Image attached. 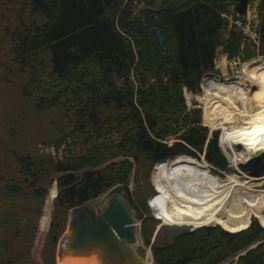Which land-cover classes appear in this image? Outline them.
Instances as JSON below:
<instances>
[{
    "label": "trees",
    "instance_id": "trees-1",
    "mask_svg": "<svg viewBox=\"0 0 264 264\" xmlns=\"http://www.w3.org/2000/svg\"><path fill=\"white\" fill-rule=\"evenodd\" d=\"M26 1L30 19L19 9L17 23L4 27L13 61L27 72L22 95L35 98L38 111L66 105L76 120L55 144L56 149L66 144L62 157L39 151L16 154L22 184L3 182L9 196L24 189L30 204L40 209L47 193L40 180L61 174L48 235L53 242L63 233L70 209L109 189L125 190L124 197L133 205L127 187L133 171L150 169L177 154L198 157L203 152L210 164L226 169L217 133L206 144L209 131L201 123V111L188 110L183 93L200 90L203 74L214 69L219 47L229 58L240 54L242 32L233 29L225 37L228 17L241 19L233 9L235 0ZM257 10L256 33L264 48V1ZM155 27L162 31L163 45ZM242 50V60L253 56L247 44ZM206 88L204 80L197 99ZM77 144L79 150L71 151ZM118 157L124 159L114 161ZM167 163L171 168L176 163L198 165L200 160L179 157ZM12 207L20 214L18 200ZM246 211L244 204L237 213L232 206L224 211L215 225L229 232L219 226L187 228L169 243L155 241V264H223L253 245L227 264H264V229L253 222L237 232L251 221V214L243 215ZM28 215L37 223L40 211L26 212L25 224ZM146 223L142 233L148 244ZM14 263L36 264L28 254L0 261Z\"/></svg>",
    "mask_w": 264,
    "mask_h": 264
},
{
    "label": "rangeland",
    "instance_id": "rangeland-1",
    "mask_svg": "<svg viewBox=\"0 0 264 264\" xmlns=\"http://www.w3.org/2000/svg\"><path fill=\"white\" fill-rule=\"evenodd\" d=\"M261 1L264 0H249L246 16L241 17L237 21H234L232 16L228 17L229 28L225 33V37H228L229 32L233 29L242 32L243 42L240 54L229 58L224 49L219 47L216 50L214 69L208 71V73L220 76L227 75L229 77H234L238 74L241 63L244 62L242 60V48L244 44L248 45L254 57L264 56V48L260 46L256 33L258 24L257 6ZM19 9L23 10L24 19L29 20L31 7L26 0H0V261L5 259L15 261L22 254H25V258L28 254L29 259L36 264H57L58 260L60 261L59 247L61 239L70 217V212H68L64 231L58 236L57 241L53 242L52 238L48 236L50 230L48 225L49 220L51 221L52 219L51 216L54 210L53 199L59 191L57 178L61 174H52L48 178L43 177L40 180V184L47 188V193L43 198V204L40 209L37 205L30 204L29 199L26 197L28 192L24 189L17 195L13 194L9 196L5 191V183L3 182L12 179L14 183L22 184L23 179L18 176L19 168L15 161L16 154L39 151L40 153H51L55 157H62L63 151L66 150V144H62L58 149L55 148V144L63 137L64 133H67L73 127L76 120L73 113L74 110L66 105L38 111L35 108V98L25 99L22 95L21 87L23 82L26 81L27 72L25 71L24 75L20 71V66L13 61L10 51L12 46L4 32V27L7 24L11 26L14 22L17 23V16H20L18 13ZM211 77L205 76L207 84L209 83L210 88H213L216 85V77ZM201 90L193 93L184 89L186 94L184 95V92L183 97L185 98L188 110L200 109L202 123V108L199 99H197L201 94ZM208 131V135L211 137L214 133H217L219 144L221 131L214 130L211 135L209 128ZM173 141V138H171L168 142L173 143ZM78 146L80 145L77 144L72 147L71 151L79 150L76 148ZM123 159L124 157H118L114 161H121ZM225 159L227 167L224 170L212 165L214 172L222 178L233 172V166L230 165L226 157ZM129 160L132 161V159ZM161 167L162 165L159 163L155 168L153 166L150 169L145 167L137 173L133 171L127 185L133 205H130L124 197L136 224V240L139 245V251L141 254H145L146 260L149 261L152 260V250L150 248L152 249L155 241H158L159 244L169 243L177 233L188 228L180 227V225L178 227L161 226L158 230L159 225L157 224L160 212L161 214L163 212L167 220L173 218L171 214V186L179 174L180 164L177 167L173 166L170 168V165L167 163L164 172L159 174L158 172ZM153 184L156 186L155 189L159 191L162 201L158 191L156 195ZM52 186H55L56 192ZM262 187L264 188V185ZM113 192L115 190L104 193L88 202V207L93 214L97 215L99 213ZM120 192L123 196H126L125 190L122 189ZM148 197L153 198V200L147 204L146 200ZM13 199L19 201L20 214L13 212ZM240 200L233 201L232 208L235 213H237L242 203L246 206L245 202L242 199ZM30 211L33 213L40 211V216L36 223L34 217L28 215V223L25 224L23 215ZM223 214L224 211L216 220H219ZM167 220L164 219L169 224ZM144 221H147L146 232L150 236L148 244H146L142 233ZM188 229L191 230L193 227ZM159 232L163 235L157 238Z\"/></svg>",
    "mask_w": 264,
    "mask_h": 264
},
{
    "label": "bare ground",
    "instance_id": "bare-ground-1",
    "mask_svg": "<svg viewBox=\"0 0 264 264\" xmlns=\"http://www.w3.org/2000/svg\"><path fill=\"white\" fill-rule=\"evenodd\" d=\"M205 76L217 78L213 88L207 84ZM205 76L202 84L205 80L207 88L199 97L202 124L209 128L210 134L214 130L221 131L219 145L233 166V172L224 178L215 174L204 154L200 159L180 154L160 163L162 167L158 173L162 174L172 159L189 157L200 160L198 165H173L180 164L179 174L171 186L173 218L167 220L160 212L161 219L157 225L160 228L177 224L193 227L192 230L220 226L215 225L220 214L232 206L233 201L242 199L247 207L243 215L251 214L250 223L257 220L264 228L261 223H264V56L242 62L234 77L212 73ZM153 186L156 187L155 184ZM146 263L153 264V257Z\"/></svg>",
    "mask_w": 264,
    "mask_h": 264
},
{
    "label": "water",
    "instance_id": "water-1",
    "mask_svg": "<svg viewBox=\"0 0 264 264\" xmlns=\"http://www.w3.org/2000/svg\"><path fill=\"white\" fill-rule=\"evenodd\" d=\"M236 1L235 10L246 16L248 0ZM154 33L163 45L161 29L155 27ZM136 231L133 214L120 192L112 193L97 215L87 204L76 206L61 239L57 264H147L139 251Z\"/></svg>",
    "mask_w": 264,
    "mask_h": 264
},
{
    "label": "flooded vegetation",
    "instance_id": "flooded-vegetation-1",
    "mask_svg": "<svg viewBox=\"0 0 264 264\" xmlns=\"http://www.w3.org/2000/svg\"><path fill=\"white\" fill-rule=\"evenodd\" d=\"M248 2H249V0H248ZM236 3V2H235Z\"/></svg>",
    "mask_w": 264,
    "mask_h": 264
}]
</instances>
